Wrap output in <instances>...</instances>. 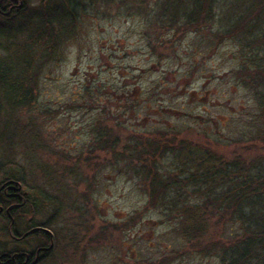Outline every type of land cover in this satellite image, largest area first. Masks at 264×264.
<instances>
[{"label": "rangeland", "instance_id": "obj_1", "mask_svg": "<svg viewBox=\"0 0 264 264\" xmlns=\"http://www.w3.org/2000/svg\"><path fill=\"white\" fill-rule=\"evenodd\" d=\"M79 1L85 13L46 63L34 102L11 107L0 90V161L23 169L27 188L43 195L35 218L59 236L41 264H221L218 249L238 225L212 219L201 237H184L178 209L164 207L176 195L151 193L144 172L173 177L181 161L170 144L144 159L139 141H183L225 163L264 157L263 114L236 74L245 36L231 29L244 14H264V0ZM205 4L193 20L203 24L186 26L179 14ZM12 54L14 64L27 57ZM98 127L121 139L110 148L111 139H93ZM157 134L175 139L131 138Z\"/></svg>", "mask_w": 264, "mask_h": 264}, {"label": "trees", "instance_id": "obj_2", "mask_svg": "<svg viewBox=\"0 0 264 264\" xmlns=\"http://www.w3.org/2000/svg\"><path fill=\"white\" fill-rule=\"evenodd\" d=\"M21 1L22 4L16 6L15 0H0V90L11 107L28 106L34 102L38 79L46 63L55 59L57 50L72 36L80 16L85 13L79 0H41L36 6H29L26 0ZM209 6L210 4H205L203 7L195 6L192 9L184 7L186 11L179 16L189 19L185 23L186 26H201L203 21L199 24L194 22V18L198 14L199 19L200 12L206 13ZM180 9L181 6L176 5L173 10L177 12ZM175 12L171 13L173 18L176 16ZM231 26L233 36H245V54L236 71L238 80L244 88L252 91L264 119V14H244ZM15 47L23 49L27 54V57L17 64H14L15 55L12 54ZM2 51L5 55H1ZM101 108L106 109V106ZM98 128L93 139H111L106 140L109 146L116 145L117 140L121 139L118 135H111L109 131L105 132L107 128L105 131L102 127ZM260 136L263 138L260 140L264 142V131ZM131 138L175 139L160 137V134L155 137L139 135ZM185 143L180 141L173 146L172 141H139V145L144 144L141 152L147 153L144 159L155 158V152L162 145L170 144V151L181 161V166L175 170L179 169V172H176L179 174H174L173 177L164 179L163 175L152 172L154 167L151 171H144L147 177L152 176L151 193L158 191L164 195L163 198L176 195L172 200L173 205L165 204L164 207L178 209L176 216L181 225L185 223L182 232L188 239L201 237L212 219H215L216 223L238 225V234L229 232L230 242L218 249L221 264H264V157H256L249 163L237 159L225 163L208 150L195 145L193 148L182 145ZM163 150L164 147L162 153ZM140 158L134 156L135 160ZM147 162L145 160L139 170H143ZM139 173L137 171V174ZM11 180L22 183L25 189H28L21 167L10 161H0V185ZM166 186L172 188L165 189ZM185 186L192 189L188 195L183 194ZM180 194L187 195L186 199L179 200ZM191 197L197 199L195 205L187 204ZM47 201L52 202L49 198ZM181 202H186V205ZM9 203L0 201L3 207ZM36 208L41 210V207L34 203L33 209ZM15 210L17 209L10 210L9 216L20 214L18 216L22 218L21 224L26 229L36 225L33 221L24 220L29 212L27 203L16 212ZM0 221V237L7 238L0 243V253L12 252L16 246L10 233L15 232L17 222L14 220L10 232L8 229L11 220L4 212L0 214ZM55 238L57 240L56 235Z\"/></svg>", "mask_w": 264, "mask_h": 264}, {"label": "flooded vegetation", "instance_id": "obj_3", "mask_svg": "<svg viewBox=\"0 0 264 264\" xmlns=\"http://www.w3.org/2000/svg\"><path fill=\"white\" fill-rule=\"evenodd\" d=\"M34 192V190L29 188L25 189L22 183L15 180L7 181L0 185V201L10 202L6 207L0 204V214L4 212L11 220L10 232L14 225V220L17 222L15 232L10 233L11 240L16 248L12 252L0 253V264H41L50 258L56 246L58 240H56L55 235L57 239L59 236L58 233L51 228L49 219L45 222H38L35 218L40 214L41 210L38 208L33 209V204L35 203V205L39 206V199L41 198L42 200L43 195H40L38 198L37 194L35 195ZM25 203H27V211L29 209L25 219L26 222L33 221L36 223V225L29 229H26V227L21 224L22 221L20 219L22 218L18 216L20 214L17 213V217H13L12 215L9 216L8 214L10 210H18V208L25 205ZM17 210H15V212ZM77 225L79 226L80 223H77ZM61 236L63 237L65 235ZM70 238L78 239L80 237L78 234L77 236L72 235ZM64 245L59 248L61 251L67 249Z\"/></svg>", "mask_w": 264, "mask_h": 264}, {"label": "water", "instance_id": "obj_4", "mask_svg": "<svg viewBox=\"0 0 264 264\" xmlns=\"http://www.w3.org/2000/svg\"><path fill=\"white\" fill-rule=\"evenodd\" d=\"M0 211H1V209H0ZM10 227H11V226H9V229H8L9 231H10ZM33 264H35V263H33Z\"/></svg>", "mask_w": 264, "mask_h": 264}]
</instances>
